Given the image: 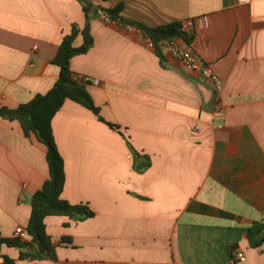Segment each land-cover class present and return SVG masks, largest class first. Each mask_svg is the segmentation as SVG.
<instances>
[{
  "label": "crops",
  "instance_id": "obj_1",
  "mask_svg": "<svg viewBox=\"0 0 264 264\" xmlns=\"http://www.w3.org/2000/svg\"><path fill=\"white\" fill-rule=\"evenodd\" d=\"M89 1L122 3L123 18L148 27L183 23L223 87L160 58L139 29L95 16L94 46L71 69L100 81L86 88L118 128L72 100L53 119L62 197L95 216L46 219L56 260H23L6 245L0 254L15 264H264V243L248 240L250 227L264 224V0ZM85 22L78 0H0V108L53 88L60 69L52 61ZM83 41L79 34L74 46ZM132 148L146 169H136ZM47 153L18 122L0 118L2 238L28 226L32 198L50 178Z\"/></svg>",
  "mask_w": 264,
  "mask_h": 264
},
{
  "label": "trees",
  "instance_id": "obj_2",
  "mask_svg": "<svg viewBox=\"0 0 264 264\" xmlns=\"http://www.w3.org/2000/svg\"><path fill=\"white\" fill-rule=\"evenodd\" d=\"M85 14L86 22L81 31L74 24L69 35L65 36L58 54L52 63L60 69V76L53 88L46 94H38L27 104L20 105L15 109L8 107L0 108V118L18 122L26 137L34 134L47 149V160L50 169V178L44 183L42 189L32 198V214L26 231L30 241L18 237L5 239L0 235V245L17 248L23 260H56V246L47 232L46 219L51 216L69 217L73 220L83 221L95 216L93 211L86 205H72L63 199L62 195L66 185L65 161L60 154L53 132V119L62 109L67 100H72L82 107L90 110L99 120L112 129L118 127L108 123L101 115L100 108L95 104L92 96L86 88L88 83L79 78L71 69V60L75 56L85 55L94 46V38L91 33V22L99 12L105 13L114 22L135 27L148 37L156 46L155 52L160 58L163 57L160 42L182 38L188 44H192V37L185 30L184 24L174 22L171 24L148 27L121 16L124 5L121 3L113 8L103 9L94 5L89 0H78ZM81 34L83 44L75 47L74 42ZM135 156L136 169L142 171L147 168L148 163L137 151L132 148ZM248 240L253 248H258L264 243V224L254 223L248 232ZM5 264H15V261L8 256L1 255Z\"/></svg>",
  "mask_w": 264,
  "mask_h": 264
},
{
  "label": "built area",
  "instance_id": "obj_3",
  "mask_svg": "<svg viewBox=\"0 0 264 264\" xmlns=\"http://www.w3.org/2000/svg\"><path fill=\"white\" fill-rule=\"evenodd\" d=\"M238 2L243 5L248 4L249 0H238ZM99 16H101L106 24L115 23L109 16L101 11L99 12ZM149 44L152 48H156L155 44L150 39ZM160 48L163 55H166L168 58L177 61L183 67L196 72L204 80L212 82L217 90H221L223 87V82L221 79L214 73L212 68L197 55L192 46L184 41V39L178 38L172 40H163L160 42ZM82 79L85 83L96 86L100 85V81L95 78L83 77ZM216 111L223 113L220 102H217L216 104ZM16 237L22 240H27L29 238L27 231L24 228H18L16 230ZM235 258L240 262L246 261L244 254L238 250L235 252Z\"/></svg>",
  "mask_w": 264,
  "mask_h": 264
}]
</instances>
